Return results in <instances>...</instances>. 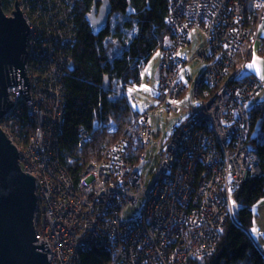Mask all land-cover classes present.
Instances as JSON below:
<instances>
[{
	"label": "built area",
	"instance_id": "2783aa9c",
	"mask_svg": "<svg viewBox=\"0 0 264 264\" xmlns=\"http://www.w3.org/2000/svg\"><path fill=\"white\" fill-rule=\"evenodd\" d=\"M29 35L25 70L30 100L21 85L8 86L14 105L0 128L16 146L21 170L35 178L36 245L46 242L49 264H83L82 254L106 248V264H190L216 251L227 219L234 217L233 192L249 176L260 175L258 149L248 140L251 110L264 118V101L253 104L264 81L243 72L235 59L252 38L249 19H264V0H171L166 22L169 43L156 73L157 99L168 112L182 109L167 132L157 167L144 184L154 129L147 111L99 159L87 163L76 181L60 161L64 125V80L78 37V0H18ZM193 34V60L205 64L194 82L179 77ZM191 81L190 78H188ZM131 90L127 96L130 97ZM27 118L33 131L24 133ZM25 122V123H24ZM81 144L90 140L79 129ZM72 158V157H71ZM143 163V166L136 168ZM142 201L139 213L123 211Z\"/></svg>",
	"mask_w": 264,
	"mask_h": 264
},
{
	"label": "trees",
	"instance_id": "16d2710c",
	"mask_svg": "<svg viewBox=\"0 0 264 264\" xmlns=\"http://www.w3.org/2000/svg\"><path fill=\"white\" fill-rule=\"evenodd\" d=\"M101 1L78 0V37L71 50L74 70L67 72L64 80L60 161L76 181L87 163L101 158L135 124V109L127 92L140 85L144 66L155 52L165 48L172 35L166 22L171 0H109L112 13L107 26L94 36L86 17ZM14 3L15 0H2L3 11H11ZM248 9L251 13L252 0H248ZM249 23L254 34L256 18L251 16ZM247 47L248 44L237 55L235 65L248 59ZM105 76L110 82L107 91L103 90ZM258 107L251 110L248 141L258 149L261 174L247 177L233 192L241 209L233 219H227L216 251L195 258L190 264H264V255L240 226L251 208L264 197V120L257 129ZM26 123L24 133L28 136L33 131L31 119L27 118ZM79 129L88 133L89 141L81 144ZM82 260L83 264H106L112 256L106 248H92L83 252Z\"/></svg>",
	"mask_w": 264,
	"mask_h": 264
},
{
	"label": "water",
	"instance_id": "95a60500",
	"mask_svg": "<svg viewBox=\"0 0 264 264\" xmlns=\"http://www.w3.org/2000/svg\"><path fill=\"white\" fill-rule=\"evenodd\" d=\"M112 7L109 0L93 6L87 20L94 36L107 26ZM29 28L15 0L12 16H7L0 0V120L14 104L7 88L21 85V93L30 100V84L25 70ZM68 72L74 70L73 61ZM110 88L108 76L103 90ZM143 166L140 164L136 170ZM260 168V167H259ZM261 173V169H260ZM35 178L21 170L16 146L0 128V264H49L48 245H36L34 217L37 207ZM241 206L235 205V214Z\"/></svg>",
	"mask_w": 264,
	"mask_h": 264
},
{
	"label": "rangeland",
	"instance_id": "374dc122",
	"mask_svg": "<svg viewBox=\"0 0 264 264\" xmlns=\"http://www.w3.org/2000/svg\"><path fill=\"white\" fill-rule=\"evenodd\" d=\"M5 13L7 16H12V11ZM197 39H200L203 44L204 37L196 36L193 34V40L190 48L179 51V56L187 58V63L181 68L179 77L188 83V91L186 99L182 101L184 104H189L188 98L193 91L194 82L198 79L201 72L205 68V64L200 60H193V57L197 51ZM161 60V51L155 52L144 66L141 72V83L131 90L129 97L130 102L134 109L144 112L147 111L149 115V122L154 129L153 145L147 150L148 163L140 170V175L143 177L144 184L151 178L152 171L157 167L159 150L167 137V132L174 125L178 124L184 117L185 113L182 109L176 112H168L166 105L160 103L157 99V80L156 73L158 71ZM191 81H189V79ZM261 126V125H260ZM259 126V128H260ZM142 201H139L136 205L129 206L123 211V218L125 220L133 219L139 213L141 209Z\"/></svg>",
	"mask_w": 264,
	"mask_h": 264
},
{
	"label": "crops",
	"instance_id": "0c3cea01",
	"mask_svg": "<svg viewBox=\"0 0 264 264\" xmlns=\"http://www.w3.org/2000/svg\"><path fill=\"white\" fill-rule=\"evenodd\" d=\"M247 50L248 59L243 65V72L253 74L264 81V19L257 25ZM249 64H254V67L250 69ZM263 101L264 89L256 96L253 104H261ZM263 120L264 118L258 116L257 129ZM240 226L249 233L264 255V197L251 208V213L242 219Z\"/></svg>",
	"mask_w": 264,
	"mask_h": 264
},
{
	"label": "snow or ice",
	"instance_id": "6c2138e0",
	"mask_svg": "<svg viewBox=\"0 0 264 264\" xmlns=\"http://www.w3.org/2000/svg\"><path fill=\"white\" fill-rule=\"evenodd\" d=\"M248 67L251 69L254 67V64H249ZM262 78H264V77H262Z\"/></svg>",
	"mask_w": 264,
	"mask_h": 264
}]
</instances>
